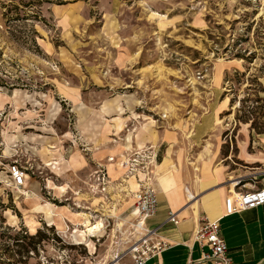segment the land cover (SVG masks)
<instances>
[{"label": "rangeland", "instance_id": "1", "mask_svg": "<svg viewBox=\"0 0 264 264\" xmlns=\"http://www.w3.org/2000/svg\"><path fill=\"white\" fill-rule=\"evenodd\" d=\"M1 96L0 264H90L85 246L58 239L66 223L84 230L58 207L88 221L111 197L119 213L139 159L190 162L240 129L264 131V0H0ZM122 114L134 118L115 130ZM74 154L94 167L76 171ZM12 162L28 187L9 185ZM108 164L121 176L90 193L88 175Z\"/></svg>", "mask_w": 264, "mask_h": 264}, {"label": "crops", "instance_id": "2", "mask_svg": "<svg viewBox=\"0 0 264 264\" xmlns=\"http://www.w3.org/2000/svg\"><path fill=\"white\" fill-rule=\"evenodd\" d=\"M0 100L3 101L2 96ZM132 116V114H126L125 117L123 114L120 117L110 116L109 123H112L110 125L115 130H121L117 124L122 122L117 119L123 120L126 117L132 119L134 118ZM100 120L96 117L94 121L101 125ZM177 133L178 131L158 130V137L162 144L163 142L168 144L178 140ZM231 140L230 144L227 141L215 143L211 150L206 144L205 147L211 154H203L200 159L195 158L190 162H186L184 156L172 162L171 155L167 152L159 162H155L154 169L148 167L146 170L144 169L147 168L146 161L142 159L138 165L143 170L136 169L134 175L127 177V191L131 193L137 190L139 182L145 177L149 178L148 182L157 191L159 210L155 216L147 220L148 225L163 222L169 210L175 211L179 219L177 225L166 224L162 227L160 236L168 246L146 264H185L188 257H199L201 251L206 248L199 247L192 238V232L204 218L219 220L220 234L228 247L233 264H264V204L233 213L227 210V199L231 191L264 186V131L254 134L250 130L240 129L238 138ZM142 143L144 139L141 138L139 145ZM230 147L236 148L234 159ZM73 159L77 162L76 171H90L94 167L87 160L85 163L81 161L77 154H74ZM153 160L155 161V158ZM115 166L107 165V173L114 179L122 174L121 169ZM154 176L157 183L154 182ZM28 178L26 175L23 188L28 187ZM236 180H240V183L233 187ZM194 194L197 201L189 203L188 197ZM87 203H89L87 208H90L92 202H84ZM131 203L119 213L130 217L133 202ZM64 210L66 211V209L60 211L61 218H66L74 224L81 219L85 228L91 225L89 221L84 220L86 214L76 216ZM117 212L113 211L114 214ZM62 220L59 222L62 223ZM125 262L129 263L128 260Z\"/></svg>", "mask_w": 264, "mask_h": 264}, {"label": "built area", "instance_id": "3", "mask_svg": "<svg viewBox=\"0 0 264 264\" xmlns=\"http://www.w3.org/2000/svg\"><path fill=\"white\" fill-rule=\"evenodd\" d=\"M132 161L137 160L134 158ZM7 174L10 186L17 189L23 186L26 168L12 162L7 166ZM87 178V188L92 194L103 193L110 184L107 170L102 166H98ZM148 181L149 178L145 177L140 181L139 189L132 193L133 205L129 212L130 217L120 213L114 214L113 211L117 207V202H114L116 199L108 197L106 202H101L95 214L99 217H89L88 221L93 226L92 231L85 232L82 229L83 235L80 236L78 225L68 223L65 230L56 229L55 233L60 242L65 248H69L66 250H71L70 245L85 246L87 254L83 257L86 259L90 256L93 259L90 264H126V260L129 261L127 264H146L166 248L168 244L160 236V231L166 224L177 225L179 219L175 211L169 210L163 222L156 225L147 224V220L155 216L159 210L157 191ZM239 183L240 180H236L233 182V187L238 186ZM262 204H264V186L236 192L233 190L227 199V210L233 213ZM81 226L85 229L84 224ZM76 236H80L82 240H76ZM192 238L199 247H204L206 250H202L199 257H188L185 264H233L228 247L220 234L219 220L202 219L201 224L193 230ZM66 264L72 263L67 260Z\"/></svg>", "mask_w": 264, "mask_h": 264}, {"label": "bare ground", "instance_id": "4", "mask_svg": "<svg viewBox=\"0 0 264 264\" xmlns=\"http://www.w3.org/2000/svg\"><path fill=\"white\" fill-rule=\"evenodd\" d=\"M165 163V162H164ZM164 166V165H163ZM133 180V179H132ZM143 180V179H142ZM135 184V183H134ZM131 185V184H130ZM139 186H140V182H139V184H138V188H137V190L139 189ZM137 190H135V191H137ZM134 191V192H135ZM196 198V196L195 197H193L190 201H189V203H191L194 199ZM196 206V205H195ZM61 207V208H60ZM60 207H58L57 208V211H56V214L55 215H60V211H61V209H66V211H69L70 213H73L74 215H76V216H79L81 213H79V212H72V211H70L66 206H60ZM65 210H64V212H66ZM197 214V213H196ZM63 215V214H62ZM76 220V219H75ZM75 222H77V223H82V221H81V219L79 220H77V221H75ZM76 224V223H75ZM88 226V225H87ZM92 228H93V226H89V227H87V228H85L84 230H85V232H86V230L87 231H92Z\"/></svg>", "mask_w": 264, "mask_h": 264}, {"label": "trees", "instance_id": "5", "mask_svg": "<svg viewBox=\"0 0 264 264\" xmlns=\"http://www.w3.org/2000/svg\"><path fill=\"white\" fill-rule=\"evenodd\" d=\"M38 235H42V237H44V234L43 233H39L38 231L35 233V235H32V237L30 238H33V236H38ZM21 248H24V245L21 246ZM19 252H20V249H19Z\"/></svg>", "mask_w": 264, "mask_h": 264}]
</instances>
